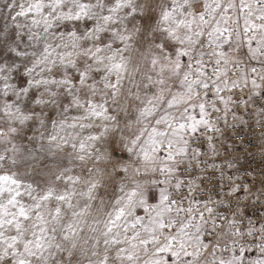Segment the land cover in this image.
Wrapping results in <instances>:
<instances>
[{
  "label": "snow or ice",
  "instance_id": "obj_1",
  "mask_svg": "<svg viewBox=\"0 0 264 264\" xmlns=\"http://www.w3.org/2000/svg\"><path fill=\"white\" fill-rule=\"evenodd\" d=\"M5 7L0 264H264V176L217 162L264 137V0Z\"/></svg>",
  "mask_w": 264,
  "mask_h": 264
},
{
  "label": "built area",
  "instance_id": "obj_2",
  "mask_svg": "<svg viewBox=\"0 0 264 264\" xmlns=\"http://www.w3.org/2000/svg\"><path fill=\"white\" fill-rule=\"evenodd\" d=\"M229 120L231 123V118ZM221 127L223 134L217 136L218 143L223 147L220 148L217 162L224 157L229 160L238 157L236 167L240 169V175H247L249 182L253 177L259 179L264 176V137L259 135V126L250 121L248 124L238 125L235 130L223 124Z\"/></svg>",
  "mask_w": 264,
  "mask_h": 264
},
{
  "label": "rangeland",
  "instance_id": "obj_3",
  "mask_svg": "<svg viewBox=\"0 0 264 264\" xmlns=\"http://www.w3.org/2000/svg\"><path fill=\"white\" fill-rule=\"evenodd\" d=\"M6 3L7 0H0V33H5V38L15 39L16 29L12 20V16L15 15V11H18V9H9L5 7ZM23 143L27 145V141H23Z\"/></svg>",
  "mask_w": 264,
  "mask_h": 264
}]
</instances>
